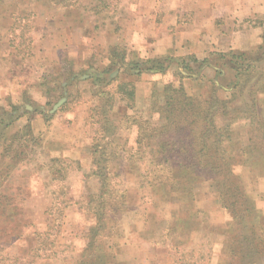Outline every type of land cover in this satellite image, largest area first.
Here are the masks:
<instances>
[{
    "label": "rangeland",
    "instance_id": "374dc122",
    "mask_svg": "<svg viewBox=\"0 0 264 264\" xmlns=\"http://www.w3.org/2000/svg\"><path fill=\"white\" fill-rule=\"evenodd\" d=\"M40 1L12 0L0 5V112L8 108L4 102H13L20 111L34 109L30 118L43 114L38 138L31 141L26 135L29 142L23 144L22 160L0 157V264H83L85 260V264H224L227 253L221 251L228 248L233 250L228 264H264V63L249 75L246 105L235 112L246 115L231 126L242 137L231 142L226 138L223 145H232L225 147L229 154L225 165L232 169L228 198L233 199V209H239L238 215L224 207L210 181H196L193 192L192 185L184 186L188 194H200L195 206L191 199L178 203L174 184L166 189L163 200L157 196L159 190L147 187V150L157 148L154 138L160 135L157 117L160 111L171 110L166 103L176 102L166 98L172 94L166 86L182 84L196 103L200 94L209 98L210 84L189 76L184 66L196 59L212 60L211 53L230 51L217 43L206 57L198 48L197 57L199 44L193 34L196 30L207 33L208 28L197 24L196 15L219 6H200L207 0H80L72 7L55 4L56 0ZM261 7L231 27L248 41L249 49L263 46L253 53L254 59L264 56V0ZM218 14L215 24L224 30L227 20ZM74 28H85L88 37H75ZM113 54L117 56L111 73H117L116 77L96 81L91 75L109 65ZM152 66L165 71L148 70ZM45 68L60 71L58 83L54 82L57 72ZM231 76L229 72L224 77V84L216 82L224 86ZM29 84L49 88L50 103L24 98ZM18 87L24 88V94ZM106 93L114 95L116 145L128 137L124 141L130 152L141 156L120 161L114 156L108 161L111 169L119 171L112 175L117 183L113 191L116 198L124 194V205L113 209L112 221L105 219L110 230L92 232L93 246L88 247L87 233L97 222L84 201L99 186L92 174L96 166L90 148L99 127L95 111L102 109ZM226 94L219 92L224 98ZM63 98L65 103L51 114ZM149 118L155 121L147 123ZM255 125L259 126L249 140L248 132ZM62 131L66 140L56 138ZM142 139V144L136 143ZM181 142L189 145L188 139ZM195 142L201 151L204 144ZM51 166L65 170L56 174ZM2 167L11 169L5 172ZM247 208L250 211L243 216L241 211ZM175 210L177 214H172ZM209 220L227 221L229 232L223 242L217 244L207 235ZM254 236L255 242L251 241Z\"/></svg>",
    "mask_w": 264,
    "mask_h": 264
},
{
    "label": "trees",
    "instance_id": "16d2710c",
    "mask_svg": "<svg viewBox=\"0 0 264 264\" xmlns=\"http://www.w3.org/2000/svg\"><path fill=\"white\" fill-rule=\"evenodd\" d=\"M10 1L12 0H0V5H4ZM40 2L46 3V0L43 2L41 0ZM80 2V0H56L55 4L65 3V7H72ZM259 48L261 49L263 46ZM252 55L245 51L230 50L228 53H221L217 56H215V53H211L210 56H214L212 60L209 58H204L200 61L196 59L185 64L184 67L188 70L189 76L195 77L202 83L206 80V83L210 84L209 98L200 94V100H197V103L192 97L188 96V92L182 84H179V87H174L173 83L166 86V89L172 93H168L166 98L176 102L172 104L171 102L166 103V107L171 110L159 112L156 123L159 124L160 135L158 138H154L156 139L157 148L147 150V187L151 190H159L160 192L157 193V196L161 197L160 199H164L166 189L174 184L177 187L175 188L177 193L175 196L179 200L178 203L188 202L187 200L190 199L192 202L195 200V195L197 194L196 192L192 194L196 181L204 180V183L210 181L218 189L224 207L233 212V214L239 213V209H233V199L228 198L229 189L227 186L231 179L232 169L229 164L225 165L229 156L226 148L232 146L230 144L231 139L242 137L241 134L235 135L231 130V126L238 122V118L246 119V115L239 116L240 113L235 112L246 105L245 93L249 87V75L258 71L260 63H264V56L254 59ZM116 56L117 54L111 55L112 58L109 65L101 71L95 72L94 76L91 75V77L95 78L96 81H104L106 78L110 81L113 80L117 75L115 72L111 73L112 66L116 63ZM211 61L216 62V65L211 63ZM136 70L142 71L140 65L136 66ZM148 70H153L154 72L165 71L164 67L159 66H152ZM208 71L214 72V75L211 76ZM228 72L232 76L227 84L222 86L221 84H224L222 80L225 79L224 77H226ZM216 80H219L221 84H218ZM222 91L228 93V95H225V98L219 96V92ZM106 95L107 99L103 103L102 109L100 107L95 111L94 122L99 124V127L95 131L90 148L96 166L92 174L98 179L99 186L84 201L86 204L85 208H87L88 212H92L97 222L87 233L88 247L93 246L92 240L94 239L90 236L92 232L97 230L96 235H98L102 229L110 230L111 228L106 225L105 219H111L112 221L113 209L124 205V194H122L123 198H116L114 196L116 189L113 191V188L117 184L114 181L116 177H113L117 176L119 171L115 172L111 169L108 161L114 156H117L118 161L138 159V156H141L138 153L130 152L128 144L124 141L128 137L123 138V140L121 138V142L119 141L120 146L116 145L114 136L116 135L117 126L113 122L115 112L114 105L112 106L111 104L114 95L107 93ZM234 100H238V103H233ZM26 113L28 112L20 111L18 106L15 105H12L11 109L5 108L0 112V157H10L16 162L22 160L26 155L25 146L23 145L26 141V135H29L31 141L38 138L33 131L30 120L21 128L15 126L17 117ZM257 117L261 119V115L258 114ZM251 119L253 120V117ZM258 119H256L257 123L260 122ZM153 120L155 121V118H149L147 123H153ZM258 126L256 127L255 125L249 131L250 133L248 132V137L250 136L249 140L253 137L251 133ZM13 127L17 129L14 134H9ZM138 127L140 128L139 123ZM24 131H27V133L23 134ZM129 136L131 135L129 134ZM140 137L141 135L138 138ZM142 138L144 139L145 135ZM226 138H230V142L225 144V148L223 145ZM143 139L137 140L136 143L142 144ZM182 139H188L189 145H181L184 144L181 142ZM195 141L204 144L201 147V151H197L195 148ZM26 142H29V140ZM236 144H238V141ZM253 145V143L249 142V146ZM20 147L21 150L18 152L17 149ZM111 151H115V153L111 154ZM123 154H128L129 158H124ZM10 169V167H2L1 170L9 172ZM52 170L56 174H61L65 168L58 169L57 167L56 169V167H52ZM203 171L208 172V174L202 175ZM187 173H190L188 176H192V178L189 179ZM113 174L114 176H112ZM184 186H191L192 192L188 194L183 190ZM248 211H250L249 208L242 209L241 212L244 216ZM62 214L63 211L60 212V215ZM251 241L255 242L256 237H251ZM227 250L228 252L224 256L225 258H223L224 264L233 261V250L231 248ZM85 263L86 260L83 264Z\"/></svg>",
    "mask_w": 264,
    "mask_h": 264
},
{
    "label": "crops",
    "instance_id": "0c3cea01",
    "mask_svg": "<svg viewBox=\"0 0 264 264\" xmlns=\"http://www.w3.org/2000/svg\"><path fill=\"white\" fill-rule=\"evenodd\" d=\"M251 1L252 0H207V3L202 2L200 4V6H202L203 8H206L209 5V3L210 4L215 3L219 7L216 10H211L208 7L207 9H204L203 11L198 12L196 15L197 24L203 23L204 26H206L208 28L207 33H205L202 30H196L198 32L196 34H193V38H195L197 40V43L199 44V47L197 46V50H198L197 57L200 58V55H199L200 51L198 48L201 47V50H203L202 55L204 57H206L209 55L208 54L209 51L214 47V45H217V43H221L223 45L228 46V48L230 50L245 51V52H249L252 54L255 51H257V49L260 47L258 45L260 43V39H259L258 35H256V37H255V40H256L255 46H257V45L258 46L256 47V49L253 50L251 48L249 49V43L247 40L243 39L241 37V35L239 36V33H235L234 30L231 29L232 23L234 21L240 22L241 19L248 17L251 13L259 12L261 10V8H262L261 4H262L263 0H259V3H257V4H254ZM249 2H251V5H249ZM218 13H221L222 15H224L226 20H227L224 30H219V28L215 24L217 16H220ZM204 22H207V24H205ZM85 31H86L85 28H78V29L74 28L73 29V33L76 32L74 34V36L79 37L80 39L88 37V35ZM261 32H262V27L259 30V33H261ZM261 34H263V32ZM260 37H262V36H260ZM213 38H217L218 41H216ZM51 61L52 60H50L48 62L51 63ZM51 65H52V63H51ZM45 71H49L51 73L53 71L57 72V75L55 76L54 82L58 83V81L60 80V77H61L60 71L50 69V68L49 69L45 68ZM208 72L210 73V71H208ZM64 82L65 81H62L61 84H65ZM18 89H20V87H18ZM23 89H20V90L22 91L23 94L25 91L24 98H28L31 100H37L41 104L42 103H44V104L50 103V101H48L50 94L47 93L49 88H45L44 86H41V85L35 86L34 84H29V85H26V89L24 91H23ZM5 104H7V105H5ZM12 105L17 106L18 104L13 103V102L12 103L11 102H8V103L4 102L3 103V107L4 106L8 107L7 109H11ZM34 106L35 105H33L32 108ZM30 111L31 112H28L24 115L17 117V119L15 120V126L17 128H21L26 123H28V121L30 120V122L32 124L33 131L35 134H37L40 131V129L42 128L41 121H42V115L43 114H40L34 118H30L29 113H34V109L30 110ZM56 112H54V113L50 112V113L55 114ZM68 136H70V135H68ZM56 138L61 139V140H66L67 136L62 131L61 134L56 135ZM199 196H200V194L197 192V194L195 195L196 201H197ZM202 196L203 195H201V197ZM195 200L192 201L193 206H195V203H196ZM209 211L210 210H207L206 213L208 214ZM198 212H201V210L198 209ZM172 214H177V213H172ZM208 226H209V230L207 231V235L210 236L213 240H215L217 242V244L219 242H223V240L226 238V236L228 234L229 225H228L227 221L224 220V221H220V222H215L214 220H212V221L209 220ZM194 230L198 231L199 229L196 227ZM225 251L228 252V250H226V249H225ZM225 251H221V253L224 252L226 254L227 252H225ZM217 260H219V259H214L213 262H217ZM222 261H223V259H222ZM214 264H216V263H214Z\"/></svg>",
    "mask_w": 264,
    "mask_h": 264
},
{
    "label": "water",
    "instance_id": "95a60500",
    "mask_svg": "<svg viewBox=\"0 0 264 264\" xmlns=\"http://www.w3.org/2000/svg\"><path fill=\"white\" fill-rule=\"evenodd\" d=\"M66 101V98H63L61 99L60 101H58L54 106L53 108L51 109V113H54L56 112Z\"/></svg>",
    "mask_w": 264,
    "mask_h": 264
}]
</instances>
